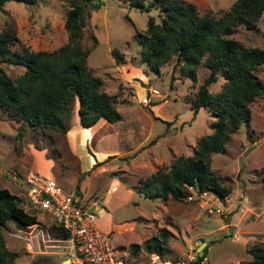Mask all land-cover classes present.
<instances>
[{"label":"rangeland","instance_id":"1","mask_svg":"<svg viewBox=\"0 0 264 264\" xmlns=\"http://www.w3.org/2000/svg\"><path fill=\"white\" fill-rule=\"evenodd\" d=\"M93 1L100 5L93 10L86 7L78 43L89 49L85 65L102 81V89L114 95L121 118L115 123L98 121L85 130L74 121L75 100L61 134L20 126L0 111V188L14 194L18 205L36 218L29 226L8 220L1 229L4 246L14 254L13 264H73L60 242L43 241L45 229L50 237L57 236L51 220L27 207L23 176L28 170L42 174L38 168L45 164L47 177L63 192L73 193L79 183L77 191L85 203L96 202V225L110 232L111 242L121 252L139 259L157 252L143 246L162 228L167 242L158 253L178 257L190 250L198 252L200 240L204 264H250L251 251L264 247V93L249 105L250 120L240 123L225 140L224 152L208 155L209 170L228 189L224 197L206 191L188 200L186 188L177 199L150 198L143 182L176 157L191 155L196 139L211 132L214 117L205 108L192 114L185 102L206 70L199 65L193 82L179 73L180 65H174L171 57L158 74L149 71L139 62L135 30L145 29L148 16L158 21V8L145 12L129 7L128 0ZM185 1L194 5L198 15L208 10L219 18L236 0ZM67 9L68 0L6 2L0 10V31L13 27L17 42L11 50L23 46L52 52L67 41L63 29ZM230 37L243 47L264 50V12L255 29L238 26ZM113 49L122 54L123 63L115 62ZM1 68L11 80L23 70L4 64ZM255 74L264 85V64ZM222 82L218 77L208 91L217 92Z\"/></svg>","mask_w":264,"mask_h":264},{"label":"trees","instance_id":"2","mask_svg":"<svg viewBox=\"0 0 264 264\" xmlns=\"http://www.w3.org/2000/svg\"><path fill=\"white\" fill-rule=\"evenodd\" d=\"M10 1L32 5L37 0H0V10ZM128 1L129 7L140 11L158 8V21L155 16H148L145 29L141 33L135 30L139 62L158 74L160 67L173 57L174 65H180L179 73L193 82L201 65L206 75L185 102L192 114L205 108L214 117L211 132L196 139L192 154L176 157L166 169H156L143 182V188L150 198L170 195L177 199L185 195L187 186L195 188L197 193L211 191L224 197L228 189L209 170L208 155L224 152L225 140L237 131L240 123L250 120L249 105L264 93V85L255 74L258 66L264 64V50L243 47L230 35L238 26L255 29L264 12V0H236L219 18L211 16L208 10L198 15L194 5L185 0ZM99 5V1L93 0H68L63 22L67 41L52 52L32 51L23 46L11 50L10 46L17 42L13 27L8 25L0 31V111L20 126L61 134L66 131L75 100L78 124L84 129H90L100 118L108 123L120 120L114 95L102 89V81L85 65L89 49L81 48L78 43L86 7L93 10ZM110 53L116 63H123L121 53L114 49ZM2 64L23 70L11 80ZM218 77L223 82L217 92L210 93L208 86ZM38 169L49 175L48 164ZM262 172L264 180V167ZM8 220L23 226L36 223L35 216L18 205L14 194L0 188V264H13L14 260L1 236ZM55 232L65 236L59 228ZM158 234L144 242L143 247L161 252L167 242V231L161 228ZM251 254L250 264H264V247L257 246Z\"/></svg>","mask_w":264,"mask_h":264},{"label":"built area","instance_id":"3","mask_svg":"<svg viewBox=\"0 0 264 264\" xmlns=\"http://www.w3.org/2000/svg\"><path fill=\"white\" fill-rule=\"evenodd\" d=\"M142 101L147 102L146 98ZM186 188V198L191 200L197 191L192 186ZM23 189L27 207L46 215L51 225L65 233L50 237L45 229L47 239L43 241L60 242L59 247L66 250L73 264H204L202 255L193 250L178 257L150 252L142 259L121 252L111 242L110 232L96 225V202L86 204L79 194L63 192L51 177L28 170L23 176Z\"/></svg>","mask_w":264,"mask_h":264},{"label":"crops","instance_id":"4","mask_svg":"<svg viewBox=\"0 0 264 264\" xmlns=\"http://www.w3.org/2000/svg\"><path fill=\"white\" fill-rule=\"evenodd\" d=\"M77 105H78V103L76 102V108H77ZM76 108H75V109H76ZM75 117H76V119H74V121L77 123V125H79V124H78L77 112L75 113ZM97 121H104V122H105V120H104L103 118H100V119H98ZM97 121H96V122H97ZM107 123H108V122H107ZM94 126H95V125H94ZM91 128H93V127H91ZM81 130H82V129L80 128V132L82 133ZM83 130H84V129H83ZM85 130H86V129H85ZM91 130H92V129H91ZM90 135H91V134H90ZM90 135H89V136H90ZM81 137H82V136H81ZM84 139H85V138H84ZM84 139H83V140H84ZM152 146H153V145H152ZM125 152H126V153H124V155H127L128 150L126 149ZM95 153H98V152H95ZM102 154H103V153H102ZM98 155H99V153H98ZM95 159H96V161H98L97 158H95ZM98 159H99V158H98ZM99 161H100V160H99ZM114 189H115V187H114ZM5 224H6V223H5ZM68 262H69V261H68Z\"/></svg>","mask_w":264,"mask_h":264},{"label":"water","instance_id":"5","mask_svg":"<svg viewBox=\"0 0 264 264\" xmlns=\"http://www.w3.org/2000/svg\"><path fill=\"white\" fill-rule=\"evenodd\" d=\"M249 150H250V148L247 149V150L243 153V155L246 154V152L249 151ZM73 194H74V195L76 194V190L73 191ZM198 242H199L198 254H199V255H202V254H203V246H204V243H203L202 241H200V240H198Z\"/></svg>","mask_w":264,"mask_h":264}]
</instances>
